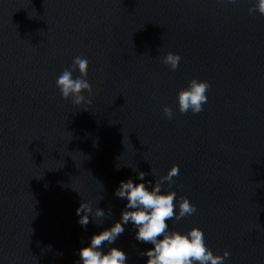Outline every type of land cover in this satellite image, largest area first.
<instances>
[{
  "label": "clouds",
  "instance_id": "1",
  "mask_svg": "<svg viewBox=\"0 0 264 264\" xmlns=\"http://www.w3.org/2000/svg\"><path fill=\"white\" fill-rule=\"evenodd\" d=\"M228 3H236V0H228ZM258 11L264 15V0H256L249 8V14ZM181 57L179 54L168 52L162 58V62L176 70L179 67ZM89 62L86 58L76 56L71 68H66L58 76L56 86L64 100L71 99L74 105L82 103L91 104V99H86L83 93L92 95V86L86 79ZM78 69L80 76L73 78V71ZM210 84L204 80L195 78L189 81L186 88L181 89L177 95L179 112L184 114L191 111L198 114L203 111V105L207 103V92ZM164 115L171 119L174 115L169 107H164ZM179 175V166L174 164L167 175L161 177L149 190L145 183H134L131 179L121 181L115 191V195L121 199H127L125 209L121 213V219L110 228L94 234L90 244L79 250L81 264H127L128 257L124 251L112 247L106 253L103 246L113 244L124 233V225L131 222L137 229L135 239L139 242L150 243L154 247L143 252L148 257L147 264H224L229 252L225 250L223 255H214L205 243L204 233L198 227L191 228L187 233L170 230L167 221L175 219L179 221L185 216L194 214L197 209L190 203L187 197L179 199V212L176 213V192L162 193V183H173V177ZM144 172H139L138 177L143 181ZM78 223L87 228L90 217L93 216V208L90 203L82 202L77 210ZM105 213L96 208L94 218H103ZM162 237V238H161ZM50 247V246H49Z\"/></svg>",
  "mask_w": 264,
  "mask_h": 264
}]
</instances>
